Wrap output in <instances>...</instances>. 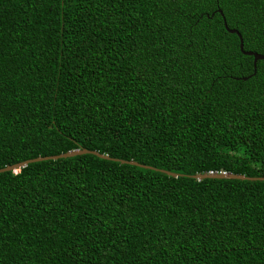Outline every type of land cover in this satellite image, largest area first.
<instances>
[{
	"label": "trees",
	"instance_id": "trees-1",
	"mask_svg": "<svg viewBox=\"0 0 264 264\" xmlns=\"http://www.w3.org/2000/svg\"><path fill=\"white\" fill-rule=\"evenodd\" d=\"M222 18L264 54V0H0V169H153L0 173V264H264V181L190 177H264Z\"/></svg>",
	"mask_w": 264,
	"mask_h": 264
},
{
	"label": "water",
	"instance_id": "water-1",
	"mask_svg": "<svg viewBox=\"0 0 264 264\" xmlns=\"http://www.w3.org/2000/svg\"><path fill=\"white\" fill-rule=\"evenodd\" d=\"M216 12L221 16L220 10L217 9ZM222 23H223V27L226 30V32H228L230 34H235L237 36L239 51L245 56L252 57V66H253V73H254V68H255L256 62L260 61V60H264V54H258V53H254V52H251V51H243L242 39H241V36L239 35V33L236 30H234V29H228L223 18H222ZM82 154H91V155L96 156V157H98L100 159L112 160V161L119 162L120 164H127V165H130V166H135V167H139V168H143V169L153 170L150 167L139 165L136 162H132V161L125 162V161L116 160V159H109L107 156L98 154L97 152H94V151L73 150V151H69V152H66V153H63V154H59V155H56V156H48V157H42V158L37 157V158L29 159V160H26V161H23V162H20V163L11 165V166H6L5 168L0 169V173L9 172V171L14 172L15 170H17L19 168L25 167L29 163L41 162V161H49V160L51 161V160H56V159H61V158H70V157H73V156H76V155H82ZM159 172L163 173V174H165L167 176L173 177V178L177 177L176 174H172V173H169V172H166V171L160 170ZM190 177L192 179H195V180H201V179H229V180H240V181H243V180H247V181H256V180L257 181H264V177L263 178H247V177H245L243 175H233V174H225V173H221V174L208 173V174H203V175L198 174V175H194V176H190Z\"/></svg>",
	"mask_w": 264,
	"mask_h": 264
},
{
	"label": "clouds",
	"instance_id": "clouds-1",
	"mask_svg": "<svg viewBox=\"0 0 264 264\" xmlns=\"http://www.w3.org/2000/svg\"><path fill=\"white\" fill-rule=\"evenodd\" d=\"M15 172V171H14Z\"/></svg>",
	"mask_w": 264,
	"mask_h": 264
}]
</instances>
